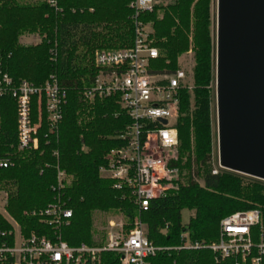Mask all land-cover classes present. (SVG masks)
<instances>
[{
    "label": "trees",
    "instance_id": "16d2710c",
    "mask_svg": "<svg viewBox=\"0 0 264 264\" xmlns=\"http://www.w3.org/2000/svg\"><path fill=\"white\" fill-rule=\"evenodd\" d=\"M158 12L162 13L160 18ZM131 13L129 0H57V9L38 0H0V72L35 85L56 74L67 95L58 132L44 138L47 132L44 119L38 149L15 152L13 164L0 170V188L7 193L6 209L18 221L24 235L32 230H48L37 218L23 213L53 201L55 193L50 186L56 182L57 166L67 175L63 198L72 216L61 234L68 245H102L103 238H98L106 216L127 210L128 217H132L135 212L129 190L114 188V182L98 171L104 156L120 145L116 136L127 119L115 99L87 101L82 97L83 90L92 85L97 74L94 50L114 51L131 45ZM142 19L151 23L154 46L159 50L156 69H177L178 57L189 47L191 27L194 44L193 88L192 92H181L176 122L179 153L181 157L187 156L185 167L189 176L184 184L180 182L175 190L151 199L147 209L138 212L146 238L156 246L177 247L182 231L187 230L192 242L210 244L218 240L224 217L257 209L260 225L252 228V238L258 243L260 236L264 237V181L225 169L213 174L210 165V85L214 80L215 52L210 36V0H172L165 6L156 5ZM26 34H38L39 42L20 43ZM37 109L34 104V121ZM15 141V104L9 98H0V142L10 146ZM192 157L200 166L196 173L202 177V186L190 175ZM182 209L192 213L186 225L181 224ZM132 228L131 225L124 229ZM8 229H11L9 222L0 216V231ZM4 240L0 237V245ZM146 261L148 264L236 262L234 258L219 259L209 249L160 252ZM97 264H120L119 254L105 252Z\"/></svg>",
    "mask_w": 264,
    "mask_h": 264
},
{
    "label": "built area",
    "instance_id": "2783aa9c",
    "mask_svg": "<svg viewBox=\"0 0 264 264\" xmlns=\"http://www.w3.org/2000/svg\"><path fill=\"white\" fill-rule=\"evenodd\" d=\"M38 1L57 9V0ZM159 3L161 0H129L131 45L114 51H96L93 60L97 74L92 85L82 92L87 101L115 99L127 119L116 136L120 145L104 156L98 171L114 182V188L129 190L137 214L133 228L125 232L121 222L109 220L102 245H68L61 234L72 216L63 198L67 175L57 166L56 182L50 186L55 193L53 201L38 210L24 212L27 217L37 218L48 230H32L24 235L17 222L8 221L11 229L0 231V237L5 238L0 245V264H97L105 252L119 254L120 264H148L146 260L157 253L180 249H209L219 259L234 258L235 264L246 261L264 264V237L261 235L258 243L252 238V228L260 225L257 209L224 217L218 240L210 244L192 242L187 230L182 231L177 247L156 246L145 236L138 212L146 210L151 199L175 190L183 178L176 122L180 94L183 90L192 92L193 88L192 74L182 68L154 67L160 54L154 46L151 23L144 21L142 15L151 13ZM0 98L11 99L16 111L15 145L5 146L0 142L1 170L13 164L15 152L38 149V134L44 119L47 130L44 138L58 132L67 95L60 88L56 74L35 85L0 72ZM34 104L38 107L36 121ZM220 169L223 168L217 163L212 173ZM0 193L6 197L1 188ZM3 202H0L2 209Z\"/></svg>",
    "mask_w": 264,
    "mask_h": 264
},
{
    "label": "water",
    "instance_id": "95a60500",
    "mask_svg": "<svg viewBox=\"0 0 264 264\" xmlns=\"http://www.w3.org/2000/svg\"><path fill=\"white\" fill-rule=\"evenodd\" d=\"M215 100L219 166L264 181V0H216Z\"/></svg>",
    "mask_w": 264,
    "mask_h": 264
},
{
    "label": "rangeland",
    "instance_id": "374dc122",
    "mask_svg": "<svg viewBox=\"0 0 264 264\" xmlns=\"http://www.w3.org/2000/svg\"><path fill=\"white\" fill-rule=\"evenodd\" d=\"M162 3H159L158 5L165 6L166 4H170L171 1H165L161 0ZM74 10V9H73ZM89 11H92L91 9ZM158 17L160 18L162 16L161 12L157 13ZM215 30H216V0H210V36L212 39V42L214 44V50H215ZM39 35L38 34H26L22 36L19 40L20 43L25 45H35L39 42ZM188 41H189V47L188 50L180 55L177 59V68H182L185 72L188 74L191 73V68L193 66V34H192V27L190 29L189 35H188ZM190 50V51H189ZM96 51H99V49L94 50L93 57ZM168 70V69H167ZM172 70V69H170ZM210 87L212 88V104H211V132H212V146H211V157H210V165L212 170L217 168L218 163V151H217V125H216V100H215V52H214V80L211 83ZM193 156V155H192ZM187 156H180L181 160V167L183 169V178L181 180V184H184L189 176V171L185 167ZM193 158L191 159V169H190V175L193 177V179L199 183L201 186L203 184L202 177L200 175H197L196 170L200 166L194 163ZM245 176V175H244ZM2 191H4L1 188ZM6 192V191H4ZM6 194V193H5ZM3 197L5 198L3 200ZM3 202V209L0 203V216L5 218L7 221L11 222L12 224L18 221L9 214V212L6 209L7 206V194L6 197L3 195V193H0V202ZM24 214V213H23ZM191 211L187 209H182L180 212V220L182 225H186L189 221V218L191 216ZM133 219L134 217H128L127 210H124L121 213H113L110 212L105 219L104 225L101 227L102 234L99 236L98 240L103 238L102 241L105 240V233L107 228V222L109 220H114L116 223H122L123 224V230L127 232L126 229H124L126 226H133ZM20 227V226H19Z\"/></svg>",
    "mask_w": 264,
    "mask_h": 264
},
{
    "label": "crops",
    "instance_id": "0c3cea01",
    "mask_svg": "<svg viewBox=\"0 0 264 264\" xmlns=\"http://www.w3.org/2000/svg\"><path fill=\"white\" fill-rule=\"evenodd\" d=\"M133 216H134V217H137V214L134 212Z\"/></svg>",
    "mask_w": 264,
    "mask_h": 264
}]
</instances>
